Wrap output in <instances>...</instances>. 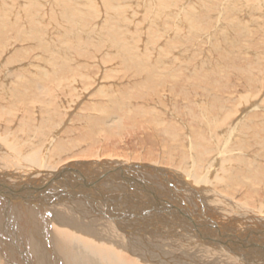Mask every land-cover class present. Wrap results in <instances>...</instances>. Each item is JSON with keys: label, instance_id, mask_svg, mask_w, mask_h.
Wrapping results in <instances>:
<instances>
[{"label": "rangeland", "instance_id": "obj_1", "mask_svg": "<svg viewBox=\"0 0 264 264\" xmlns=\"http://www.w3.org/2000/svg\"><path fill=\"white\" fill-rule=\"evenodd\" d=\"M26 92L42 102L2 117L11 142L198 173L224 147L220 168L254 189L232 188L264 198V0H0V112ZM159 249L142 253L180 264Z\"/></svg>", "mask_w": 264, "mask_h": 264}, {"label": "bare ground", "instance_id": "obj_2", "mask_svg": "<svg viewBox=\"0 0 264 264\" xmlns=\"http://www.w3.org/2000/svg\"><path fill=\"white\" fill-rule=\"evenodd\" d=\"M40 102L26 92L23 107L5 105L0 124L3 116L9 125L19 118L16 111L31 112ZM52 142L17 144L0 131V264H161L142 253L153 247L180 264L190 258L196 264H264L263 194L241 196L232 188L254 189L253 182L237 179L239 173L236 178L229 167L220 168L224 147L219 155L207 152L206 170L198 173L161 158L128 161L94 153L58 162L47 156Z\"/></svg>", "mask_w": 264, "mask_h": 264}]
</instances>
